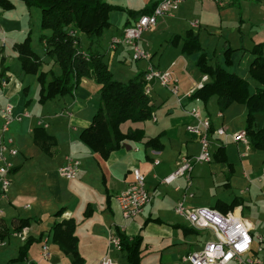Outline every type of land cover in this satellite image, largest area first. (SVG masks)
Segmentation results:
<instances>
[{
	"label": "crops",
	"instance_id": "1",
	"mask_svg": "<svg viewBox=\"0 0 264 264\" xmlns=\"http://www.w3.org/2000/svg\"><path fill=\"white\" fill-rule=\"evenodd\" d=\"M157 1L147 8L153 6ZM240 1L231 0L228 5L233 6L237 3L239 5ZM260 1L258 0V2ZM4 14H7V12L0 10V28L3 34L7 35L5 37L3 35V37L5 40L7 38L11 39L12 36L15 38L11 39V43H6L5 41V45L0 47V69L5 71L6 77V81H2L0 86V107L9 104L13 107L15 113H26L29 118H24L21 123L13 125L8 132L11 147L16 148L18 154L14 157L6 156V160L12 165V171L11 183L6 197L0 199V264H100L103 257H109L118 264V261L123 259L122 254L111 250L108 244L110 237L115 233L118 232L128 238H132L140 236V232H143L145 235L142 236L146 238L148 235L145 231L148 224H163L166 229H172L171 231L178 229L183 231V228H189L173 212V208L180 196L179 193L174 191V186L178 185L181 188H187L186 181L178 179L171 186H165L160 184V182L172 172L181 157L194 156L199 151L198 138L188 134L186 127L195 124V121L188 115V111L194 106L188 95L198 89L200 84H203V75L195 68L198 78H189L190 83H192L191 88L183 93L181 97L179 93L173 96L164 89L161 92H153L149 97L153 102L154 121L149 120L136 126H131L129 123L121 126L123 133H126L130 128L143 130L145 137L141 141L142 144L146 140L160 135L161 145L164 139L168 140L170 146L175 148L174 159H165L162 145L160 151H154L150 148L148 151L145 150L143 155V159H146L145 163L140 164L139 160H136L140 158L138 156L139 149H133L131 146L136 143L134 141H125L122 148L113 151L107 158H102L99 154L91 152L79 141L80 132L89 125L95 112V106L99 100L100 87L93 81L84 79L85 84H93L97 97L96 104L92 105L90 113L85 115V117L81 116L80 112L84 109L83 105L91 100V97H87V92L84 90L80 91V89L77 93L74 92L73 98L52 99L44 104L38 102L39 92H37V105L44 113L41 111L43 115H36L28 111L33 103L30 99V89L26 84L28 75H25L22 71L18 62V55L14 51V45L21 42L17 39V35L22 32V27H18L17 21L11 22L3 18ZM174 16L175 14L166 18ZM133 21V18L128 20L129 24ZM191 23L189 24L191 28L189 30L192 31L194 28L191 27ZM124 26L119 33L125 28ZM197 27H199V24ZM197 27L196 29L200 28ZM16 33L17 35L14 36ZM119 33L111 38L117 37L120 35ZM184 35L171 42L174 46L161 49L162 45H160L156 50H153L154 46L151 43L144 42L141 44V48L151 55V63L156 68L172 72V68L177 65L179 60L184 61V54L181 50ZM111 38L107 42L108 49L105 53L101 45L102 41L96 43L94 47L104 54L110 53L112 57L118 48L115 50L109 48ZM215 58L218 59V57ZM247 58L252 62L254 56L250 53L247 54ZM121 59L122 63L126 62L125 57ZM15 60H17V66L16 69H12V65L9 64H12ZM143 63L144 68L139 69V73H142L146 67V63L144 61ZM33 76L37 77V75ZM177 81L179 90L180 80ZM154 85L157 84H153L152 89ZM172 96L176 98L175 102H169V98ZM181 98L186 99L183 102ZM208 104L217 106L216 99L213 98ZM162 107L163 110L167 111L168 124L167 126H164V124L160 125L154 133L149 134L150 128L153 127L152 125L157 123L155 112L157 110L162 111L160 110ZM201 111L202 116L209 118L212 127L216 129L213 117L209 114L208 109L204 107V110L201 109ZM218 114L221 117H218ZM215 117L221 118L219 128L222 127V112L216 113ZM38 123H41V125L39 126ZM1 124L0 115V128ZM212 139L216 140L214 136ZM228 141L231 140L229 139ZM228 141L226 146L230 145L227 144L229 143ZM231 145L235 146V148L238 146L237 155L239 159H244L249 155V152L245 154L242 145L235 144L232 141ZM193 146H195L196 150L190 151L189 148ZM226 146L224 147V154L226 153ZM215 150V145H212L213 153ZM152 152H156V156ZM133 154L135 155L134 159H131ZM66 156H72L80 163L78 174L72 180L61 179L57 174V170L64 164ZM152 159L158 160L159 164L153 165ZM227 163L232 168V162L227 160ZM241 163L242 160L240 161ZM261 166L264 168V161L261 162ZM134 168H138L144 175L145 187L151 195V202L139 216L131 220H125L116 205L115 197L126 189L132 181L131 170ZM232 171H234L233 168ZM210 172L213 174L225 173L227 168L223 167L221 169L213 164L210 165ZM241 172L242 178L249 185L246 191L250 193L251 189H255L253 191L254 196L261 195L264 197L262 195V192H264V174L256 172V175L249 179L243 166L241 167ZM148 177H151V179L147 185ZM196 178L192 176L191 186L188 188V191L192 192L194 197L187 199L186 203L189 207H204L196 204L198 189L195 185ZM224 185L226 186V184ZM159 187L166 188L160 192L159 202L165 201L167 205L169 204L172 215L176 216L177 219L172 218L171 221L165 222L160 220L157 213L158 210H155L152 214L154 209L152 208L154 205L152 201H154ZM240 193L242 194L243 190H240ZM237 200L241 203L237 207L240 208L239 214L245 218L243 215L244 210H250L249 205L251 202H245L243 199ZM215 208L217 207L215 206ZM58 212H61V215L56 217L55 215ZM257 214L264 218V211H259ZM21 220H27L28 223L26 221L20 223ZM62 220H72L74 222L73 234L76 237L78 257L65 253L63 247L52 240V225ZM140 222H142V225ZM18 227H21L18 233H22L24 239L13 235L14 230ZM251 233L253 235L252 229ZM194 235L197 236L198 234L195 233ZM142 243L140 258L144 256L147 250L151 249L150 245H146L145 249H143ZM43 244L47 246L48 257L46 259L42 257ZM200 245L201 243H196L195 246L189 245L185 254L197 249ZM262 260L264 264V254Z\"/></svg>",
	"mask_w": 264,
	"mask_h": 264
},
{
	"label": "rangeland",
	"instance_id": "2",
	"mask_svg": "<svg viewBox=\"0 0 264 264\" xmlns=\"http://www.w3.org/2000/svg\"><path fill=\"white\" fill-rule=\"evenodd\" d=\"M10 1L14 6L12 9L7 11V14H4L3 18H6L11 22L17 21L19 24L18 27H22L21 33H18V35L17 33L14 34V36H18L17 39H19V42H22L27 37L30 39L33 52L41 60V66L38 69L37 76L41 71L53 72L54 75H59L60 70L58 65L54 63L51 58L46 56V53L40 44V37L42 35L45 36L49 34L48 31L41 28V10L37 7L28 8L19 0ZM103 1L115 8V10L109 16L110 27L104 32L103 38L101 40V45L103 46L105 53L108 49V40L112 36L118 34L125 23L129 19H132L130 13H142L145 9H147V7L152 5V3L157 0ZM174 14L175 16L172 18L164 17L159 19V24L157 23L155 27L143 33L139 46L142 47L141 44L144 42L151 43L154 46L153 50H156L160 45H162L161 49H164L168 46H174L171 43L172 39L176 37L177 34L180 37L184 35L186 31L191 29L189 24L195 21L199 24L200 28H194L192 31L196 35L198 33V40L206 54L208 56L218 57V60L222 65L226 66V63H228L226 66L227 70L234 72L240 77L248 80L251 91L260 88L257 82H255L250 77L249 65L251 60L247 58V54H250L255 46H261L262 52L264 53V0H261L260 2L241 0L239 5L237 3L233 6H229L228 3L224 4L223 6L219 5L216 0H182V3ZM3 35L4 37L7 36L5 33ZM14 38L15 37L13 36L11 37V39ZM11 39L7 38L5 40L6 43H11ZM81 42V47L84 48L86 46L84 37H81ZM43 45L45 44L43 43ZM225 47H227V49H231L228 59H226L225 55L223 54V51L226 49ZM161 49L160 51H162ZM123 57H125L126 61L124 63H122L121 59ZM197 57L198 55L195 54L191 56L184 54L183 58L186 62L179 60L177 65L172 68V72L167 70V72L171 73L174 81L178 82L177 80H180V87L178 90L180 97L183 93L187 92L191 88L192 83H190L189 78H198V73H196L194 67ZM105 60L108 63V67L112 73L113 79L124 84L137 77L140 74L138 70L144 68L143 61L134 62L131 60V49L128 47H118V49L113 53L112 57L110 53H106ZM16 63L17 60L9 65H12V69H16ZM84 79L85 78L81 80L80 84L75 90L76 93L79 91V89L80 91L84 90L87 92V97H91V100L88 101L87 104L83 105L84 109L80 112V115L83 117L90 113L92 105H95L97 101L95 87L92 83L85 84ZM26 84L28 85V88L31 92L30 99L33 101L32 106L29 107L28 111H31V113L36 115H43L44 112L37 105V92H39L37 77L35 78L33 75H28ZM156 91L161 92L164 90L160 86L154 85V88L151 90L149 96H151V94L153 92L155 93ZM181 99L183 101L186 98ZM175 100L176 98L173 96L169 98V102H175ZM191 103L195 104L194 101H191ZM198 105V107L202 110H204V107L208 109L209 114L213 117L216 128H219L221 118L215 117L216 113L219 112L218 107L215 104H208L204 106L201 102H198ZM160 110L162 111L157 110L155 112L157 123L156 125H152L153 127L150 128L149 134L154 133L157 130V127L160 125L164 124V126H167L168 124L169 117L166 116L167 111L163 110V107L160 108ZM221 112L223 115L222 127L225 128L228 134H233L237 131L244 130L246 111L243 105L237 104ZM255 118L257 120L258 127H263L264 114L259 113L258 115H255ZM151 120L154 121L153 116ZM21 122H14L10 126V129L13 127V125L19 124ZM9 139L10 138L8 137L7 133L4 136V143H6V140ZM228 142L229 143L227 144L230 145L226 146L225 154L227 156L228 162H232V168L234 171H232L231 174H228L227 172L219 174L211 173L210 165L215 164L221 169L224 167L223 164L216 162L213 159V155L209 164L203 163L196 166L192 173L193 178L194 176L197 177L195 184L198 188L196 204L215 207L217 202L229 204L235 197L237 199H243L248 203L251 202L249 205L250 210H244V222L247 223L248 226L253 230L254 239L257 241V238L259 237L264 238V218L257 214L259 211H264V197L261 195L254 196L253 191L255 189H251L250 193L246 191V188H248L249 185L246 180L242 178L241 167L243 166V169L247 173L249 179L256 175V172L261 173V162L264 161V151H249V155L246 158L239 159L237 155L238 146L235 148V146L231 145V141ZM162 143L164 147L163 152L165 159H174L175 148L170 146V142L168 140L163 139ZM131 146L133 149H139L138 156H140V158L136 160H139L140 164L145 163L146 159H143L144 151H148L149 148H145L144 144L141 142L133 143ZM189 150L195 151L196 148L193 146L189 148ZM134 156L135 155L133 154L131 159H134ZM241 160L242 163L240 164ZM175 169L176 167L173 168L172 172ZM150 179L151 177L147 178V185ZM224 184H226L227 187ZM165 189L166 188L164 187L158 188L155 194V199L152 201L154 204L152 207L154 208L152 214L155 212V210H158L157 213L160 217V220L169 222L172 220V218L177 219V217L172 215L169 204L167 205L165 201L159 202L160 192ZM240 190H243L242 194L240 193ZM262 195H264V192H262ZM140 223L142 225V222ZM171 230L168 228L166 229L163 224H148L145 231L148 236L144 238L142 235L145 234L140 232L143 242V249H145L146 245H150L151 247V249L147 250L144 256L141 257L140 264H187L182 263L181 256L185 255L188 246H195L196 243H203L209 239L206 235L202 234H198L196 236L194 234L184 233L182 229L175 231ZM118 264H126V262L123 259H120Z\"/></svg>",
	"mask_w": 264,
	"mask_h": 264
},
{
	"label": "trees",
	"instance_id": "3",
	"mask_svg": "<svg viewBox=\"0 0 264 264\" xmlns=\"http://www.w3.org/2000/svg\"><path fill=\"white\" fill-rule=\"evenodd\" d=\"M26 7H37L41 10V28L49 32L40 37V44L46 53L59 67L60 74L40 72L37 76L40 104L57 98H73V94L83 78L93 81L99 86V100L89 125L79 134V141L91 152L107 158L113 151L122 148L125 141L141 142L144 132L138 128H130L123 133L121 126L129 123L134 126L151 120L153 102L144 93L142 73L124 84L113 79L105 60V54L94 46L103 38L104 32L110 27L109 16L115 8L103 0H19ZM10 0H0V10L9 11L13 8ZM153 6L142 13H130L136 20L141 15L150 14ZM129 22L124 27L129 26ZM81 37L86 46L81 47ZM180 36L173 38L176 41ZM43 43L45 45H43ZM223 51L226 59L231 49ZM258 49V50H257ZM182 53L191 56L198 55L194 64L196 70L207 77L196 89L190 101L198 100L206 106L213 98L216 99L219 111L229 109L234 105H243L246 111L244 131L250 145V151L264 150V127H258L255 115L264 114V57L261 46L252 50L253 61L249 65L250 77L260 88L251 91L248 80L227 70V64L222 65L213 56H208L201 47L198 36L193 31H186L183 38ZM14 51L25 75H37L41 66L40 58L33 52L30 39L14 45ZM228 61V60H227ZM6 81L5 71L0 69V86ZM212 132V129H211ZM145 148L160 151V135L146 140ZM213 159L227 168L231 174L232 168L227 163L224 147L216 148ZM241 203L234 198L230 204L218 203L216 207L222 212L233 210ZM58 212L55 216H60ZM27 220H21L23 223ZM23 227V225H21ZM18 227L15 232L21 229ZM52 240L63 247L64 252L78 257L74 222L62 220L52 225ZM184 233L195 234L190 228H183ZM120 239L121 251L126 264H140V236L132 238L115 233Z\"/></svg>",
	"mask_w": 264,
	"mask_h": 264
},
{
	"label": "built area",
	"instance_id": "4",
	"mask_svg": "<svg viewBox=\"0 0 264 264\" xmlns=\"http://www.w3.org/2000/svg\"><path fill=\"white\" fill-rule=\"evenodd\" d=\"M219 5L230 3L231 0H216ZM258 1V0H250ZM182 0H158L152 8L150 14L141 15L129 26L125 27L120 36L111 38L109 48L115 50L120 46L131 49V60L134 62L144 61L146 67L142 72L144 82V93L149 96L153 84H157L169 94H178L177 82L173 80L170 72L162 71L151 63V55L140 46L142 34L157 25V21L164 17H171L179 8ZM197 22H192L191 27L196 28ZM5 45L3 32L0 28V47ZM202 83L207 81V77H202ZM200 84L198 87H200ZM189 94L188 97H191ZM188 111V115L195 121V124L186 127L188 134L196 136L199 151L194 156H183L176 164V169L164 177L160 184L165 186L173 185L178 179H184L187 188L174 186V191L179 193L173 212L196 234L206 235L209 239L201 243L197 249L183 255L181 261L187 264H263L264 238L259 237L255 241L251 233V228L244 222V218L239 214L240 208L222 212L215 207H189L187 199L194 195L188 191L191 186V178L194 168L203 163H210L212 160V145L215 148L225 147L230 139L235 144L242 145L245 154L250 151V145L245 131L228 134L223 127L214 129L211 121L202 116V111L198 107V100ZM2 124L0 128V199L5 198L11 183L12 165L6 160V156L14 157L18 150L11 147V140H6L4 136L9 132L10 126L14 122H21L24 118H29L26 113H15L9 104L0 107ZM218 117H221L218 114ZM154 119V118H153ZM40 126L41 123H38ZM212 129V132H211ZM216 140H213L212 137ZM224 139V141H223ZM216 141V142H215ZM225 142V143H224ZM156 156V152H152ZM153 165H158V160L152 159ZM79 161L72 156H66L64 164L57 170L61 179H74L79 170ZM264 174V168H262ZM132 181L126 189L115 197V202L121 212L123 219L131 220L139 216L145 207L151 202V195L145 187V177L138 168L131 170ZM13 235L24 239L22 233L14 232ZM109 248L116 252L121 251L120 239L114 234L109 239ZM42 257H48L47 246L42 245ZM100 264H117L109 257H103Z\"/></svg>",
	"mask_w": 264,
	"mask_h": 264
}]
</instances>
